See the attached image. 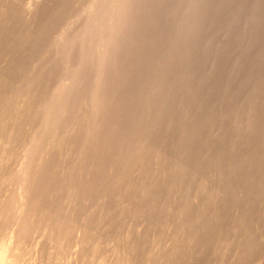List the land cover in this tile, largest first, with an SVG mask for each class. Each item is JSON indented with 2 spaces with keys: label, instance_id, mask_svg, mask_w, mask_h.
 I'll return each instance as SVG.
<instances>
[{
  "label": "rangeland",
  "instance_id": "obj_1",
  "mask_svg": "<svg viewBox=\"0 0 264 264\" xmlns=\"http://www.w3.org/2000/svg\"><path fill=\"white\" fill-rule=\"evenodd\" d=\"M101 1L0 0V252L22 172L38 171L2 263L264 264V0H138L124 93L94 108L92 81L82 110L46 120L70 84L60 41ZM61 119L70 133L45 153Z\"/></svg>",
  "mask_w": 264,
  "mask_h": 264
},
{
  "label": "bare ground",
  "instance_id": "obj_2",
  "mask_svg": "<svg viewBox=\"0 0 264 264\" xmlns=\"http://www.w3.org/2000/svg\"><path fill=\"white\" fill-rule=\"evenodd\" d=\"M137 1L109 0L95 4L88 10L83 24L78 27V30L75 29V35L70 38L66 35L67 39L64 37L60 41L61 62H63L67 73H69L68 75H70V84L61 83L52 91L50 97H45V101L42 102L38 110H43L46 120L47 118L55 119V116H65L74 109L82 110L83 92L86 84L92 81L95 84L92 99L94 108H99L101 104L107 101L112 103L114 96L124 93L127 79L132 71L135 72L134 66L140 52L139 38L142 33V13L136 9L141 0L135 6ZM28 103L27 105H29ZM23 104L25 103L23 102ZM8 107L10 108V106ZM17 108L19 109V107ZM52 122L50 130L41 129L40 141L47 140L46 146L42 144L45 153L54 150V143L61 131L66 134L70 133V127H67V123L63 119ZM102 134L103 123L96 122L92 128L96 146L100 143ZM35 142V148H37L38 142L37 140ZM97 152H99V149ZM31 169L32 166L29 165L22 172L26 190L25 193L18 195L14 200V222L11 238L6 247L0 252L1 263L3 260L6 261V255L18 243L19 232L25 220L31 215L34 204L32 194L36 185L35 177L38 175L36 169L31 175Z\"/></svg>",
  "mask_w": 264,
  "mask_h": 264
}]
</instances>
